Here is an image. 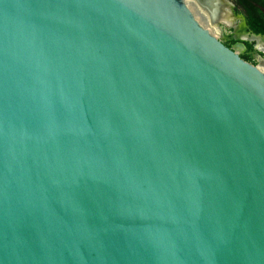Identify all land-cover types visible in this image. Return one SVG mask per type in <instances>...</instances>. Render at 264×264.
<instances>
[{"label": "water", "instance_id": "obj_1", "mask_svg": "<svg viewBox=\"0 0 264 264\" xmlns=\"http://www.w3.org/2000/svg\"><path fill=\"white\" fill-rule=\"evenodd\" d=\"M234 9L0 0V264H264V36Z\"/></svg>", "mask_w": 264, "mask_h": 264}, {"label": "trees", "instance_id": "obj_2", "mask_svg": "<svg viewBox=\"0 0 264 264\" xmlns=\"http://www.w3.org/2000/svg\"><path fill=\"white\" fill-rule=\"evenodd\" d=\"M245 12L250 30L264 36V0H234ZM251 50V47L248 49ZM250 60L249 55L245 56Z\"/></svg>", "mask_w": 264, "mask_h": 264}, {"label": "flooded vegetation", "instance_id": "obj_3", "mask_svg": "<svg viewBox=\"0 0 264 264\" xmlns=\"http://www.w3.org/2000/svg\"><path fill=\"white\" fill-rule=\"evenodd\" d=\"M232 1L235 4V9L233 10L234 11L233 12L234 13V16L236 17L235 22H236L237 25L241 26L243 24L244 20L246 19L245 12L241 9V7L237 6V3L234 0H232ZM245 30H246V33L249 34V36H252V35L255 34V33H253L250 30L249 25H248V27H245ZM222 33H223L222 41L228 47L233 48V47H235L239 43L238 41H236L234 39V33H233V30L232 29H230V28L226 29L225 28V29H223ZM256 35H260V34H256ZM243 44H245V46L247 47V51L244 52V53H240L241 57L246 60L245 56L246 55H249L251 57V59L250 60H247L248 62H251V63L257 62L254 59V55L256 54V51L254 50V46L257 43L256 42H252V44H249L248 42L243 41ZM250 47H251V50L249 51L248 49Z\"/></svg>", "mask_w": 264, "mask_h": 264}, {"label": "bare ground", "instance_id": "obj_4", "mask_svg": "<svg viewBox=\"0 0 264 264\" xmlns=\"http://www.w3.org/2000/svg\"><path fill=\"white\" fill-rule=\"evenodd\" d=\"M247 40L252 41L250 37H245ZM257 43V42H256ZM257 46L264 49V41H258Z\"/></svg>", "mask_w": 264, "mask_h": 264}, {"label": "rangeland", "instance_id": "obj_5", "mask_svg": "<svg viewBox=\"0 0 264 264\" xmlns=\"http://www.w3.org/2000/svg\"><path fill=\"white\" fill-rule=\"evenodd\" d=\"M226 29H228V28H226ZM219 36H220V38L222 39V37H223V33L221 32H219V33H217ZM244 53V52H243ZM254 64H257V62H255Z\"/></svg>", "mask_w": 264, "mask_h": 264}]
</instances>
